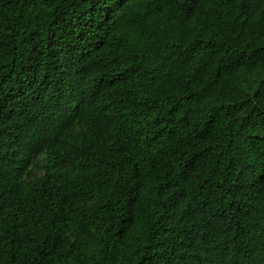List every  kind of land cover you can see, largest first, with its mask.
I'll return each mask as SVG.
<instances>
[{
	"label": "trees",
	"instance_id": "obj_1",
	"mask_svg": "<svg viewBox=\"0 0 264 264\" xmlns=\"http://www.w3.org/2000/svg\"><path fill=\"white\" fill-rule=\"evenodd\" d=\"M0 264H264V0H0Z\"/></svg>",
	"mask_w": 264,
	"mask_h": 264
}]
</instances>
